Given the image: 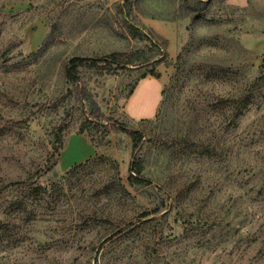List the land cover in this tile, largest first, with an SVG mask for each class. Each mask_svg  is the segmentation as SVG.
I'll return each instance as SVG.
<instances>
[{
	"label": "rangeland",
	"instance_id": "obj_1",
	"mask_svg": "<svg viewBox=\"0 0 264 264\" xmlns=\"http://www.w3.org/2000/svg\"><path fill=\"white\" fill-rule=\"evenodd\" d=\"M125 1L0 0V264H264V0Z\"/></svg>",
	"mask_w": 264,
	"mask_h": 264
},
{
	"label": "trees",
	"instance_id": "obj_2",
	"mask_svg": "<svg viewBox=\"0 0 264 264\" xmlns=\"http://www.w3.org/2000/svg\"><path fill=\"white\" fill-rule=\"evenodd\" d=\"M127 3V0L124 2V4ZM123 4V5H124ZM127 9L129 10V6L126 5ZM122 11V9H121ZM128 25V31L129 34L132 37L135 38H144L146 37V35L140 31L139 29H137V27L131 23H127ZM156 57V55L154 54H150L147 55L144 51L141 50H135V51H131V52H121V51H113L109 54H107L106 56H104L103 58H101L102 60H104V65L105 67L108 66H126V65H135L138 63H146L149 62L151 60H153ZM89 61L91 64H95L96 63V58H87V57H83V56H74L71 57L70 60L68 61V64L66 66V75L67 77H73L74 74L77 72L78 67L86 62ZM147 74H150L152 76L158 77L159 74H157L155 71L151 70L149 71ZM142 74L140 76V78H144L146 75ZM133 90V89H132ZM132 90L129 92V95L132 93ZM164 93V90L162 89V94ZM94 116H96V114H94ZM60 131L63 130V127L59 128ZM119 129L125 131L131 138V142H132V149L135 150L139 147L141 140H142V134L141 131L137 130V129H129L127 127L124 126H119ZM80 130H83V127L80 128ZM59 137L56 138V141H59ZM54 150H58V147L56 146V143L54 144ZM144 165H143V161L141 159V157L139 156H134L133 160H132V164H131V168H130V173L128 175V181L132 184H140L143 183L145 181V178L142 175V171H143Z\"/></svg>",
	"mask_w": 264,
	"mask_h": 264
},
{
	"label": "crops",
	"instance_id": "obj_3",
	"mask_svg": "<svg viewBox=\"0 0 264 264\" xmlns=\"http://www.w3.org/2000/svg\"><path fill=\"white\" fill-rule=\"evenodd\" d=\"M144 78H141L142 80ZM84 136L82 135H74L69 141L67 145V162L71 163L74 161H78V158L80 156L81 151L79 150V147L76 146V143H84L86 146V143L83 141ZM82 141V142H81Z\"/></svg>",
	"mask_w": 264,
	"mask_h": 264
}]
</instances>
